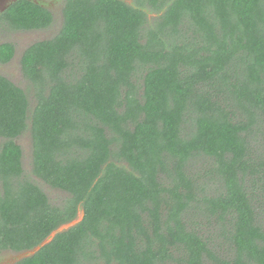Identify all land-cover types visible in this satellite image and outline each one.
I'll use <instances>...</instances> for the list:
<instances>
[{"label": "trees", "instance_id": "1", "mask_svg": "<svg viewBox=\"0 0 264 264\" xmlns=\"http://www.w3.org/2000/svg\"><path fill=\"white\" fill-rule=\"evenodd\" d=\"M63 4L20 58L33 98L0 75V248L82 211L17 264H264V0ZM52 23L33 0L0 12V34Z\"/></svg>", "mask_w": 264, "mask_h": 264}, {"label": "flooded vegetation", "instance_id": "2", "mask_svg": "<svg viewBox=\"0 0 264 264\" xmlns=\"http://www.w3.org/2000/svg\"><path fill=\"white\" fill-rule=\"evenodd\" d=\"M17 0H8L6 2V8L5 10L14 2H16ZM33 1H37V2H42V4L51 11V13L53 14V23L48 26L47 28L44 29H33V30H25V31H16L14 33H12L13 35H19V36H23L25 35L27 37V39L29 38L30 41L27 42V47L30 46L33 42L37 41V40H42V39H48L51 38V34L53 32V36L56 34L55 32H57L60 29L61 26V22H62V8L64 7V0H48L49 2H46L45 0H33ZM46 3V4H45ZM3 12V11H2ZM60 22V24H59ZM40 32H46L48 33V37L44 38L45 36H41L40 38H36V35H38L37 33ZM10 32H3L0 35L3 36L4 34H8ZM32 33H35L33 36H31ZM55 33V34H54ZM34 37L36 39H34ZM4 41H13L14 42V52L13 55L9 58L8 61H0V67H4V66H11L12 64H17L18 61V57H19V70L20 73L23 77V80L27 81L23 75V71L21 69V65H20V58L24 52V50L27 47H24L23 44L20 43L19 41V46L16 45V39H3L0 41V44L3 43ZM18 42V41H17ZM25 48V49H24ZM0 75H2L3 77H5L6 79H8L9 81L13 82V80L11 78H9V71L4 69H0ZM14 83V82H13ZM17 87L21 88L24 92H26L21 86L17 85L16 83H14ZM27 86H30V84H28ZM28 94V92H26ZM1 126V125H0ZM3 130V129H2ZM10 131V130H7ZM26 132L22 133L19 137H14L13 140H15V142L21 147V161H23L25 159V152L23 150L22 145L18 142V139L22 137V135H24ZM6 140V137L1 134L0 131V148L2 146V142ZM23 163V162H22ZM22 167L24 168V166L22 165ZM22 250H13L11 249V247H5V248H0V264H17L20 260L22 259H18L17 254L18 252H20Z\"/></svg>", "mask_w": 264, "mask_h": 264}, {"label": "rangeland", "instance_id": "3", "mask_svg": "<svg viewBox=\"0 0 264 264\" xmlns=\"http://www.w3.org/2000/svg\"><path fill=\"white\" fill-rule=\"evenodd\" d=\"M45 1L49 2L48 0H45ZM59 24H60V22H59ZM34 34L35 33H32L31 36H33ZM37 34L38 35H36V38H40L41 36H45L44 38L48 37V33H46V32H40L39 31V33H37ZM1 35H0V41L2 40V37H3V39H12L13 38V39H16L15 42H16V45H18V46H19V41H20V43L23 44L24 47H27V42L30 41V39L29 38L27 39V37L25 35H23L22 37L19 35H13L12 33L4 34L3 36H1ZM51 36H53V32H52ZM36 38L34 37V39H36ZM4 68L9 71V78H11L14 83L21 86L26 92H28V94H31V97L33 98V95H34L33 88H31L30 86H27L29 84V82L23 80V77L20 73L19 57H18L17 64H15V63L12 64V67L11 66L0 67V69H4ZM18 142L22 145L23 150L25 152V159L22 161L23 162L22 164L24 166L23 169L25 172L31 171L32 167H33V161H32V157H33L32 156V144L33 143H32V139L30 137L29 131L26 132L24 135H22V137L18 139ZM36 178L37 177L34 175V179H36ZM45 191H47L51 200H53V203H55V204H62L63 203L64 194L60 190H57V189L53 190V189L45 188Z\"/></svg>", "mask_w": 264, "mask_h": 264}, {"label": "water", "instance_id": "4", "mask_svg": "<svg viewBox=\"0 0 264 264\" xmlns=\"http://www.w3.org/2000/svg\"><path fill=\"white\" fill-rule=\"evenodd\" d=\"M8 0H0V12L4 11L5 8H6V2ZM82 216H83V212L82 211H79L77 216L66 222V223H63L61 225H59L56 229H54L48 237H46L45 239H43L40 244L32 247V248H29V249H25V250H22L20 252H18L17 254V257L18 259H22V258H25V257H28V256H31L33 255L35 252H37L42 246L46 245L47 243H49L52 238L56 235V233L58 232H62L64 230H67L68 228L74 226L75 224H77L79 221H81L82 219Z\"/></svg>", "mask_w": 264, "mask_h": 264}]
</instances>
